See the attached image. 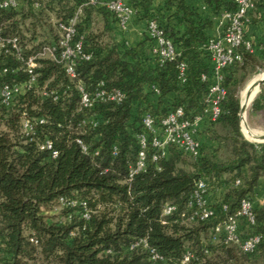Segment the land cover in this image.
<instances>
[{
  "label": "trees",
  "instance_id": "1",
  "mask_svg": "<svg viewBox=\"0 0 264 264\" xmlns=\"http://www.w3.org/2000/svg\"><path fill=\"white\" fill-rule=\"evenodd\" d=\"M195 1L127 0L132 18L145 25L136 45L127 42L110 11L88 0H18L16 8L0 9L1 36L16 38L19 48L8 45L0 52V90L29 79L26 59L42 47L58 46V24L69 22L79 8L73 42L81 40L90 55L76 64L75 78L66 75L62 64L39 59L35 86L23 89L9 106L0 98V264H150L148 248L161 257L157 264H182L187 251L193 257L186 264H264V207L254 210L252 231L242 226L243 234L262 237L255 251L244 253L237 245L211 238L213 228L242 199L251 200L264 178V143L243 136L236 92L248 72L264 65L249 50H237L240 58L224 71L226 94L212 120L207 101L212 68L205 49L212 38L206 32L211 22L200 16ZM202 1L213 14L235 8L234 0ZM46 12L54 14V33L42 23ZM94 19L100 32L91 28ZM152 20L171 40L175 60L159 64L152 54L155 44L146 32ZM180 63L186 65L183 82ZM100 83L105 90H119L122 101L81 107L79 87L93 93ZM263 107L264 89L251 109ZM176 108L191 123L207 119L203 133L216 147L193 135L200 146L198 157L169 145L166 156L154 162L149 143L144 170L127 181L140 150L138 136L152 137L143 117L149 114L159 133L162 120ZM24 121L32 123L31 130L24 129ZM47 140L56 158L41 149ZM199 180L207 183V193L222 192L210 205L215 216L206 221L190 219L195 208L188 207L189 198ZM61 198L85 202L88 220L82 218V207L63 206ZM167 206L175 210L164 216ZM141 239L148 248L131 249Z\"/></svg>",
  "mask_w": 264,
  "mask_h": 264
},
{
  "label": "built area",
  "instance_id": "2",
  "mask_svg": "<svg viewBox=\"0 0 264 264\" xmlns=\"http://www.w3.org/2000/svg\"><path fill=\"white\" fill-rule=\"evenodd\" d=\"M257 1L258 0H234L235 8L231 11H225L223 14L225 19L223 32L219 37L210 38L205 46L210 61L213 64L211 69L213 83L209 87L207 97L212 120H215L219 115V105L226 94V90L223 87L225 69L239 60L240 57L237 50L240 47L249 51L252 49L251 43L244 37V31L246 16L249 11L255 8ZM88 3L104 6L115 16L119 27L123 30L126 28L128 21L134 15V10L127 4V0H88ZM17 6L18 0H0L1 10L16 8ZM35 7H38V4H35ZM80 14L81 8L77 10L69 22L66 24H58L57 28L60 32L58 46L48 45L42 47L38 53L26 59L25 67L29 79L25 83L12 86L4 85L1 88L0 98L3 105L9 106L23 89H30L35 86L37 79L35 70L38 67L39 59L47 58L54 60L56 63L63 65L68 77H76V64L80 61H87L90 59V55L83 50L82 41L78 40L73 42L76 33L75 25ZM146 32L155 44L152 49V54L158 58L159 64L175 60L177 56L175 48L157 22L153 20L149 21ZM8 45L11 49L19 51L16 38H4L0 33V52L1 50L7 51L6 46ZM177 69L179 78L183 82L185 80L186 65L180 63L177 66ZM5 71H7V69H5L4 72ZM102 86L103 83H100L93 93L85 92L82 87H79L81 107L91 108L96 101L115 103L122 101L123 94L119 90H105ZM37 121L43 123V120ZM198 121L199 119H196L191 123L183 117L182 109L176 108L162 120L160 132L157 133L154 130L152 118L149 114H146L142 119V124L145 130L152 134V137L151 140H148L146 134H140L138 136L140 150L135 165L129 168L127 181L130 182L134 176L144 170L146 164V152L149 143L150 147L155 150L151 155L152 161L154 162L166 156V151L169 145H174L182 149L194 158L198 157L200 146L193 137L194 126ZM23 127L27 131L31 130L32 123L24 121ZM77 143L81 145L84 152L87 151V148L83 146L80 141H77ZM41 149L49 151L51 158L57 157V151L53 148L52 142L48 140L45 141L41 145ZM239 184L240 181L237 180L235 185L238 186ZM206 195L207 183L203 180H199L189 198L188 207L195 208L191 214V220L198 219L200 221H206L215 216V210L208 204ZM59 202L63 206H70L71 208H76L78 206L82 207V218L88 220L89 211L85 202L65 200L63 198H61ZM226 209L227 206L223 204L222 210L226 211ZM174 210V206H167L163 210V215H170ZM243 225L247 227V231H252L256 225L253 204L252 201L247 198H244L239 202L238 208L233 214L229 215L222 223L217 224L213 228V236L211 237L212 241L218 242L222 240L225 243H232L237 245L240 251L244 253L255 251L257 246L261 243L262 237L259 234L252 232L243 234ZM139 245H143L145 249L148 248L146 240L141 239L131 245V249ZM148 250L150 254V264H157V262L161 260V257L155 249L148 248ZM192 257L193 254L190 251H187L183 256L182 264H186Z\"/></svg>",
  "mask_w": 264,
  "mask_h": 264
},
{
  "label": "crops",
  "instance_id": "3",
  "mask_svg": "<svg viewBox=\"0 0 264 264\" xmlns=\"http://www.w3.org/2000/svg\"><path fill=\"white\" fill-rule=\"evenodd\" d=\"M194 6L197 8L202 18H208L211 22L210 28L206 31L207 34L212 37H219L223 32L225 19L223 17L224 8H221L217 14H213L211 9L202 1L196 0ZM145 30L144 22L138 21L136 17L131 18L126 28L124 29L125 38L130 45H136L143 38ZM244 37L251 43V53L257 58V60L264 65V0H260L255 8L248 12L245 22ZM213 64L210 61V67ZM259 79V75L256 77ZM256 90V89H255ZM255 90L252 92L251 97L254 95ZM244 97V95H243ZM207 119H200L194 126V136L197 137L202 143L209 147H216V143L210 140L203 132L207 126ZM243 130L247 133V137L252 141L253 135H257L264 138V107L254 112L252 109L245 111L244 120L242 126ZM242 132V131H241ZM252 133V134H250ZM243 134V133H242ZM222 192L219 189L208 192L206 199L209 205H214L218 202ZM254 210H260L264 207V178H260L256 187L253 190V197L251 199Z\"/></svg>",
  "mask_w": 264,
  "mask_h": 264
},
{
  "label": "rangeland",
  "instance_id": "4",
  "mask_svg": "<svg viewBox=\"0 0 264 264\" xmlns=\"http://www.w3.org/2000/svg\"><path fill=\"white\" fill-rule=\"evenodd\" d=\"M43 20H42V23L43 24H46L48 26L47 30H49L51 28L52 32L54 33V14L53 12H46L45 15H43L41 17ZM29 22L26 21V24H28ZM92 30L93 32H100L101 30V24L100 22L98 21V19H94L93 23H92ZM40 29H38V35H40ZM264 72V68H257V69H254L253 71H250L248 72V75L246 76L245 80L238 86V88L236 89V92H237V96L239 98L240 101H243L244 100V97H245V94L247 92V88L249 87V85L254 81L256 80L257 76ZM264 89V82H262L260 84V86L257 88V93H256V96L254 97V99L258 96V94H260V92ZM244 95V97H243ZM253 99V100H254ZM253 102V101H252ZM252 102L246 107V111L250 110L251 109V106H252ZM246 136V134H245ZM247 139H250L249 137L246 136ZM252 142V141H250ZM261 143H264L261 142Z\"/></svg>",
  "mask_w": 264,
  "mask_h": 264
},
{
  "label": "water",
  "instance_id": "5",
  "mask_svg": "<svg viewBox=\"0 0 264 264\" xmlns=\"http://www.w3.org/2000/svg\"><path fill=\"white\" fill-rule=\"evenodd\" d=\"M264 82V77L263 78H259V79H256L254 80L250 85L249 87L247 88V92L245 94V97H244V100L243 101H240V126H242L243 124V120H244V115H245V111H246V107L253 101L254 97L256 96V93H257V88L260 86V84ZM256 89V90H255ZM255 90V93L254 95L251 97L252 95V92ZM241 131L243 133V135L247 136V133L243 130V128L241 127ZM252 134V133H250ZM245 136V137H246ZM253 140L256 141V143H261L264 141V138H261L257 135H253Z\"/></svg>",
  "mask_w": 264,
  "mask_h": 264
},
{
  "label": "bare ground",
  "instance_id": "6",
  "mask_svg": "<svg viewBox=\"0 0 264 264\" xmlns=\"http://www.w3.org/2000/svg\"><path fill=\"white\" fill-rule=\"evenodd\" d=\"M264 77V72L259 74V78H263Z\"/></svg>",
  "mask_w": 264,
  "mask_h": 264
}]
</instances>
